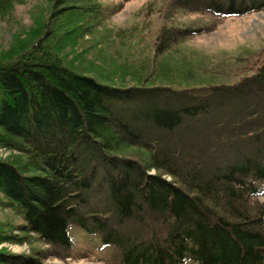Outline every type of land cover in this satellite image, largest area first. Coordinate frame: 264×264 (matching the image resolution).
<instances>
[{
	"label": "trees",
	"instance_id": "trees-1",
	"mask_svg": "<svg viewBox=\"0 0 264 264\" xmlns=\"http://www.w3.org/2000/svg\"><path fill=\"white\" fill-rule=\"evenodd\" d=\"M23 1L0 0V18ZM172 1L216 16L264 9ZM51 5L41 36L0 60V146L21 155L0 160V208L20 221H0V244L44 248L0 250V264L71 259L75 229L114 250L103 264H264V62L252 72L244 51L214 71L184 53L174 66L137 63L134 85L103 84L68 67L58 46L103 27L106 4ZM109 32L126 40L138 28ZM196 32L162 27L154 57Z\"/></svg>",
	"mask_w": 264,
	"mask_h": 264
},
{
	"label": "rangeland",
	"instance_id": "rangeland-1",
	"mask_svg": "<svg viewBox=\"0 0 264 264\" xmlns=\"http://www.w3.org/2000/svg\"><path fill=\"white\" fill-rule=\"evenodd\" d=\"M106 4L108 18L104 26L92 34H80L67 39L58 46L59 53L68 67L77 73L95 78L98 82L116 87L134 85L137 76V63L150 67L170 63L176 65L184 53H200L203 60L212 61L214 71H218L221 58L244 54L252 51L253 56L247 57V67L254 72L264 62V9L243 16H216L199 10L179 7L172 0H99ZM52 0H25L14 6L9 18H0V60L13 57L34 42L42 34L43 24L51 11ZM146 26L145 31L139 29ZM164 26L185 28L196 33L189 35L170 49V53L154 57L153 41ZM137 27L138 32L132 39L118 40L110 29ZM140 31V32H139ZM120 52L122 60L115 54ZM126 56V57H125ZM131 56V57H130ZM222 56V57H221ZM241 56V55H238ZM199 58L197 56H193ZM201 64H204L203 61ZM237 76L232 70V77ZM223 80H228L223 75ZM123 155L144 157L145 154L122 150ZM21 155L0 146V160L16 161ZM154 172L152 170L150 173ZM264 192V190H263ZM1 199H3L0 196ZM264 202V195L259 198ZM10 220L17 224L20 221L8 210H1L0 221ZM75 244L73 258L62 261L48 258L46 264H103L111 262L114 257L112 248H104L97 239L87 237L80 230L71 232ZM30 241V242H29ZM29 243L0 244L13 254H30L33 249L44 248L30 239Z\"/></svg>",
	"mask_w": 264,
	"mask_h": 264
}]
</instances>
